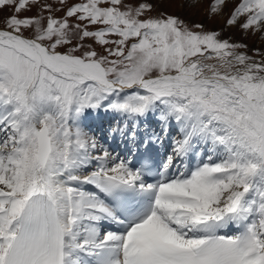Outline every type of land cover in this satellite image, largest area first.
I'll return each mask as SVG.
<instances>
[{
  "label": "snow or ice",
  "instance_id": "1",
  "mask_svg": "<svg viewBox=\"0 0 264 264\" xmlns=\"http://www.w3.org/2000/svg\"><path fill=\"white\" fill-rule=\"evenodd\" d=\"M8 6L0 264H264V52L143 2ZM228 17L264 39V0Z\"/></svg>",
  "mask_w": 264,
  "mask_h": 264
},
{
  "label": "rangeland",
  "instance_id": "2",
  "mask_svg": "<svg viewBox=\"0 0 264 264\" xmlns=\"http://www.w3.org/2000/svg\"><path fill=\"white\" fill-rule=\"evenodd\" d=\"M77 2H80V0H65L64 4H60L59 0H41V4L49 3L53 6V9H59L53 12V15L56 17H62L65 14L67 7ZM141 2L152 5V10L147 12L145 14V17H149V16L157 17V16H160L161 14H164L165 16L171 15V16L178 17L180 20L187 23L189 27H193L194 25L201 24L204 26L205 30H213L217 32H219V27H220V30L223 31V33H221V38L230 39L231 41L237 35L235 34L234 36H232L233 31H236L237 33L239 32L237 27L233 28L232 31L227 32V30L229 29V26L222 19V18H226L225 15L228 13L227 10L225 14L222 15L221 17L216 14L210 13L207 10L206 11L204 10L203 12L197 15L196 14L193 16L189 15L190 17H188L184 15V13L179 11L180 6L177 5L176 2H172V0H122V3L124 5L131 4L133 7L138 6V4ZM28 9L22 10L18 14V16L20 18H24V17H30L33 15H36L38 11V6L32 5L30 3L28 6ZM12 14H15V13L11 6L0 8V28H3L5 26L4 24L5 20ZM47 14L48 13L45 12V15ZM220 20H221V23H220ZM194 30H198V29H194ZM87 42L92 43V41L90 40ZM232 42H239V41H232Z\"/></svg>",
  "mask_w": 264,
  "mask_h": 264
},
{
  "label": "bare ground",
  "instance_id": "3",
  "mask_svg": "<svg viewBox=\"0 0 264 264\" xmlns=\"http://www.w3.org/2000/svg\"><path fill=\"white\" fill-rule=\"evenodd\" d=\"M172 2H176L177 5L180 6V7L178 6L180 9L179 11L184 13V15L190 17L195 14L197 15L203 12L204 10L205 11L207 10L208 12L212 13L211 7L215 3V0H199V2L195 6H190L188 0H172ZM234 2H236V0H234ZM234 2L229 3L227 7L222 8V11L216 15L221 17L222 15L225 14L226 10L229 13L230 9H232L234 6ZM228 13L225 15L226 18H222L225 22L229 18ZM220 23H221V20H220ZM235 27L238 28L239 32L237 33L236 31H233L232 36H234L235 34L237 35L234 37V39H232V41H239V42L246 44L248 46L249 55H253L254 54L253 50L255 49H259L260 51L264 52V39H261V34L259 33L253 34L251 31H249L248 33H244L243 30H241L238 25L229 26V29L227 30V32L232 31L233 28ZM219 32L220 34L223 33V31L220 30V27H219ZM257 58L259 59V57ZM111 119H112L111 114H106L102 111L100 113H92L90 115V119L88 122L89 130L92 131L97 136H104L106 135V130H107L106 127H108V125H105V124L110 125ZM99 125H101L99 128L96 127ZM109 144H110L111 149H114L116 152H119L121 155H124L122 146H117V144L111 143V142H109Z\"/></svg>",
  "mask_w": 264,
  "mask_h": 264
}]
</instances>
